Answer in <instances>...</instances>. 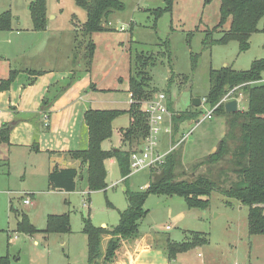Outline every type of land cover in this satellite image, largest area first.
<instances>
[{"label": "rangeland", "instance_id": "rangeland-1", "mask_svg": "<svg viewBox=\"0 0 264 264\" xmlns=\"http://www.w3.org/2000/svg\"><path fill=\"white\" fill-rule=\"evenodd\" d=\"M118 1L123 8L109 14L104 22L106 31L84 37L79 29L86 20V14L76 6L74 0H45V29L36 31L45 34L40 33L35 37L30 32L34 30L29 12L34 0H0V13L9 11L11 15V29L15 34L21 31L25 33L16 37L13 31L0 32V52L5 55L3 59L0 58V80L7 78L11 70L18 69L20 64L15 63L20 58V49H29L36 43L40 61L48 59L58 71L68 68L72 76L66 81L83 73L88 75L90 89L97 85V94L110 100L100 109H126L127 78L129 71L135 69V58L139 54L144 56L163 52L162 44L167 41L171 66H168L167 57L159 56L155 58L153 66L148 67L150 86L157 89L154 97L163 94L166 106H170L162 131L155 137L154 150L156 148V153L166 155L173 153L178 160L175 168L177 179H184L186 174L190 176L193 172L195 164L216 149L226 132V112L216 114L213 110L206 117L211 108L204 104L203 98L209 89L210 71L224 67L246 71L253 61L264 59V34H251L249 47L243 51L236 40L226 44L203 45L205 34L211 42L223 36L221 30L229 28L230 20H227L225 27L212 30L219 20L220 0H174L171 12L159 17L155 28L151 11L162 8L163 0ZM89 41L95 46L91 58L87 48ZM194 55L197 57L195 69L192 70L191 57ZM171 75L173 80L167 89ZM22 78L25 80L26 75H22ZM261 83H264V73ZM195 98L201 100V114L197 118L184 119L174 131L173 116L193 112L192 100ZM233 100L237 101L239 111L246 109V100L241 93ZM128 120L127 115L116 118L112 123L113 131L118 127H127ZM167 125L170 126V133L164 132ZM115 140L116 135L110 141L115 144ZM103 146L109 147V141ZM144 148L143 142L134 150L141 152ZM3 158V164L0 163L1 192H4L7 184L2 173L9 170V158H4L5 161ZM37 159L39 166L43 167L45 159ZM105 168L106 188L90 192L85 204L83 199L86 197L83 198L80 192L45 193L40 196L36 193L34 197H37V204L34 208L25 205L18 194L0 193V256L7 255L10 264H88L87 238L82 232V220L89 217L93 226L102 228L101 224H104L111 230L119 221V213L127 208L125 189L131 192L144 191L146 189L143 187L149 185L152 179V171L155 174L161 172L160 166H156L129 174L124 180L116 164L106 162ZM204 170L202 167L197 173H203ZM42 184L41 175H36L35 180H30L29 187L37 192ZM24 187H28V184L19 179L10 182V189H26ZM10 203L18 210L17 214L11 211ZM143 209L146 215L138 222V233L154 235L162 252L159 258H153L149 264H164L162 247L166 241L190 242L194 233L205 236L208 243L177 254L174 264H202L210 258L219 264H264V236L248 234V208L233 199L212 192L208 208L201 211L188 210L183 199L178 196L150 193ZM28 211L36 229L32 235L16 230L19 215L28 214ZM64 213H69V231L62 234L45 233L48 215ZM177 215L182 219L179 222L175 221Z\"/></svg>", "mask_w": 264, "mask_h": 264}, {"label": "trees", "instance_id": "trees-1", "mask_svg": "<svg viewBox=\"0 0 264 264\" xmlns=\"http://www.w3.org/2000/svg\"><path fill=\"white\" fill-rule=\"evenodd\" d=\"M219 20L212 29H222L230 20L229 28L221 30L223 36L212 40L205 34L203 45L226 44L231 40L239 43L241 51L249 47V38L253 33L264 34V0H220ZM86 14V20L79 29L82 36L106 31L104 22L113 10H121L123 5L118 0H74ZM174 0H163V7L152 10L154 25L165 13H170ZM32 29L43 31L46 25L45 0H34L29 6ZM9 11L0 13V31L11 29ZM261 25V26H259ZM76 32V30H75ZM76 37V35H75ZM76 43V38H75ZM163 52L144 56L139 54L134 71L130 70L127 78L130 103L127 109H95L89 108L83 115L87 128V147L84 150L70 151L68 158L86 164L85 180L89 192L106 188L107 171L105 162L114 159L120 176L126 180L129 175V156L135 148L141 146L149 134L148 118L143 108L146 102L153 100L156 88L150 86L151 77L148 67L153 66L156 57H167L168 66L171 61L169 44L164 41ZM88 56L92 57L95 46L92 41L87 43ZM196 57H191L192 70L195 69ZM11 70L7 78L0 80V92L10 88L18 75ZM172 74V70H170ZM264 73V59L255 60L246 71H234L229 67L211 70L209 73V89L203 98L204 104L214 110V113H225L224 104L228 100L244 96L246 109L234 114H226V132L218 142L213 153L195 164L190 176L178 180L176 165L178 160L173 153L165 156L160 166L163 171L162 180L154 185L152 179L144 191L131 192L125 189L127 208L119 213V221L111 230L95 227L89 217L84 218L82 232L87 238V263L109 264L120 257L123 252V242L138 234L139 221L146 211L143 209L148 194L175 195L183 199L188 209L206 210L209 206V196L217 192L225 198L233 199L248 208L247 232L251 236H264V83H261ZM28 75L40 76L43 71H27ZM173 75L168 80L172 83ZM93 89L94 87L91 86ZM109 92L110 90H101ZM226 100L221 102L224 97ZM167 108L170 106L167 104ZM193 112L173 116L174 131L184 119L197 118L201 114L200 107ZM127 115L128 125L117 130L120 136V148L105 150L102 144L109 141L113 135L112 123L119 116ZM14 122L0 126V146L9 145V134ZM204 167V172L197 173ZM196 172V174H193ZM154 172L152 171L153 176ZM77 171L74 168L54 170L48 175V184L58 191H74ZM229 205V202H226ZM11 211L18 213L14 207ZM18 232L32 235L36 229L27 214L19 215L16 223ZM69 231V213L48 215L44 230L47 234H62ZM108 236L105 249L102 251V238ZM208 240L202 234L194 233L190 242L173 243L166 241L162 247L167 259L172 261L177 254L204 246ZM0 264H10L8 256H0Z\"/></svg>", "mask_w": 264, "mask_h": 264}, {"label": "crops", "instance_id": "crops-1", "mask_svg": "<svg viewBox=\"0 0 264 264\" xmlns=\"http://www.w3.org/2000/svg\"><path fill=\"white\" fill-rule=\"evenodd\" d=\"M9 31L14 32L12 29ZM30 32L35 37H38L40 33L45 34V32L32 30ZM24 34L22 31L16 34L14 32L16 37ZM1 40L0 37V42ZM20 51V58L18 57L15 63L20 64L16 69L19 73L10 88L0 92V126L4 123L14 122L9 134V145L0 146V161L2 157L9 158V170L4 174L2 173L7 184L4 192L0 191V193L18 194L19 198H22V202L29 199L30 204L28 206L32 205L34 208L37 204V197H34L36 193L40 196L45 193L72 194L80 192L83 198L86 197L87 199H83V204H85L90 196L85 180L87 165L68 158L66 153L86 149L88 137L83 115L89 108L100 109L99 107L109 103L110 100H106L97 94L99 88L96 84L93 89H90V79H87L88 75L85 73L66 81L68 77L72 76L68 68L58 71L51 66L48 59L40 61L36 43L32 44L29 49L27 47L25 50L20 49ZM4 57L5 55L0 52V58L3 59ZM40 64L41 67H39ZM27 71H43V74L31 76L27 74ZM22 75H26L25 80ZM127 103L129 106V94ZM121 128L125 127H118V129ZM118 129L113 131V136L116 135L115 144L109 140V147L104 148L103 145L107 142L105 141L102 144L103 149L120 148ZM212 151L213 149L210 152ZM38 157L45 159L43 167L39 166ZM106 162L116 164L114 159H109ZM0 163L3 164L2 161ZM66 168H74L77 171L74 191H58L50 187L48 175L54 170ZM36 175H41L43 183L37 192L29 187L30 180H35ZM15 179L27 183L28 187L21 190L10 189V182L15 181ZM147 187L148 184L143 189ZM10 204L13 207L12 203ZM30 211H28L27 216L32 222ZM181 220L180 216L177 215L175 221ZM101 226L109 230L104 224ZM167 227L169 226H166V229ZM108 240V236L102 238V251L105 249ZM159 250L161 251V248L154 235H140L138 233L132 239L123 242V252L120 257L109 264H149L153 258L160 257L162 252ZM175 259L169 261L165 255L163 263L174 264ZM202 264L219 263L210 258Z\"/></svg>", "mask_w": 264, "mask_h": 264}, {"label": "built area", "instance_id": "built-area-1", "mask_svg": "<svg viewBox=\"0 0 264 264\" xmlns=\"http://www.w3.org/2000/svg\"><path fill=\"white\" fill-rule=\"evenodd\" d=\"M226 97L221 102L226 100ZM166 98L163 94H158L153 100L146 102L145 112L148 118L149 134L145 139V148L141 152H132L129 156V174L136 173L144 169L155 168L161 166L164 163V157L166 154L156 153L154 147L156 145V135L162 131V124L166 116L169 115L168 108L166 106ZM212 114V109L209 111L206 117ZM205 119V116L204 118ZM170 126L167 125L164 128L165 133H170ZM24 204H30L29 199L23 201ZM169 227H167L168 229Z\"/></svg>", "mask_w": 264, "mask_h": 264}, {"label": "water", "instance_id": "water-1", "mask_svg": "<svg viewBox=\"0 0 264 264\" xmlns=\"http://www.w3.org/2000/svg\"><path fill=\"white\" fill-rule=\"evenodd\" d=\"M201 105V100L199 98H195L192 100V107L198 108ZM224 110L227 114H233L237 112V101L231 100L224 105ZM163 178V171L160 172V174H153L152 176V183L156 185L159 183Z\"/></svg>", "mask_w": 264, "mask_h": 264}, {"label": "bare ground", "instance_id": "bare-ground-1", "mask_svg": "<svg viewBox=\"0 0 264 264\" xmlns=\"http://www.w3.org/2000/svg\"><path fill=\"white\" fill-rule=\"evenodd\" d=\"M169 229V228H168Z\"/></svg>", "mask_w": 264, "mask_h": 264}]
</instances>
